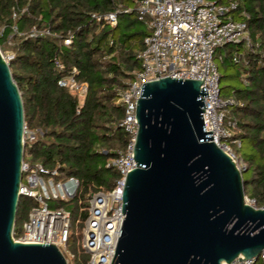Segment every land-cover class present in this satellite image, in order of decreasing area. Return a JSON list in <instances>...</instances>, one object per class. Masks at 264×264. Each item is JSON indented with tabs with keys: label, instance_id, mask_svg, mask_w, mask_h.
<instances>
[{
	"label": "trees",
	"instance_id": "16d2710c",
	"mask_svg": "<svg viewBox=\"0 0 264 264\" xmlns=\"http://www.w3.org/2000/svg\"><path fill=\"white\" fill-rule=\"evenodd\" d=\"M248 18L244 19L252 44L226 45L217 49L215 60L227 71H243V87L233 89L225 98H232L229 115L236 119L232 137L247 143L249 153L241 155L244 172V194L264 206V0H240ZM137 0H0V25L4 32L0 46H5L13 27L18 35L11 36L13 59L9 62L12 78L23 103L24 121L30 129L39 131L36 140L25 146V161L58 167L64 177L79 182L77 195L53 206L69 211L71 229L76 223L81 232L87 218L88 195L114 187L119 174L107 163L118 157L128 142V135L118 124L124 109L117 104L118 94L133 80L132 72L139 68L136 59L144 48L147 29L137 19ZM26 11L20 14L22 9ZM13 11L18 13L12 18ZM117 13L115 26L98 21L108 13ZM143 28L139 29L137 26ZM103 26V27H102ZM32 27L49 34L30 37ZM69 39L70 44L64 45ZM111 42V44H109ZM242 54V62H232V53ZM63 65L56 69L55 61ZM218 71L220 73V68ZM76 68L78 80L87 84L82 102L57 80ZM224 88H227L226 86ZM221 97L222 88L220 86ZM246 174V175H245ZM33 206L31 199L20 197L14 224L17 236ZM81 236V233H80ZM66 249L74 264H86L89 256L82 246ZM255 264H261L259 260Z\"/></svg>",
	"mask_w": 264,
	"mask_h": 264
},
{
	"label": "water",
	"instance_id": "95a60500",
	"mask_svg": "<svg viewBox=\"0 0 264 264\" xmlns=\"http://www.w3.org/2000/svg\"><path fill=\"white\" fill-rule=\"evenodd\" d=\"M202 81L141 86L132 157L111 264H229L258 260L264 209L244 201L236 163L205 132ZM23 103L0 52V264H66L50 244L19 243L13 230L24 157Z\"/></svg>",
	"mask_w": 264,
	"mask_h": 264
},
{
	"label": "built area",
	"instance_id": "2783aa9c",
	"mask_svg": "<svg viewBox=\"0 0 264 264\" xmlns=\"http://www.w3.org/2000/svg\"><path fill=\"white\" fill-rule=\"evenodd\" d=\"M25 11V8L22 9L20 14ZM135 11L138 21L143 23L148 34L143 38V50L136 55L139 68L132 72L133 80L127 83L126 89L119 92L116 101L124 109V117L118 127L129 139L118 157L107 163V166L115 167L119 174L114 187L88 195V215L81 230V246L89 256L86 264H111L115 254L125 218L122 214L125 179L136 168L132 157L138 130L135 120L136 101L140 99L143 84L168 77L202 81L200 89L207 91V97H203L207 111L202 113L204 130L211 132L210 142L229 155L240 171L245 169L240 157L232 150L233 145L240 148V142L232 139L237 121L229 115L228 110L235 101L221 97L220 73L215 63L217 49L226 45L252 48L244 21L248 15L243 10L241 1L137 0ZM118 12L108 13L97 20L115 26ZM17 15L13 11L12 18L15 19ZM3 32L4 26L0 25V38ZM45 34L49 32L37 30L35 27L29 31L30 37ZM13 35L20 36L16 27L12 29L11 36ZM11 36L7 38V43H10ZM63 43L69 45L70 40L65 39ZM2 56L8 63L14 57L13 53ZM242 57V54L233 52L232 62L240 64ZM55 67L63 71V65L58 60L55 61ZM78 74L76 68L71 69L57 80V86L66 89L82 102L87 92V84L78 80ZM38 134V130L30 129L24 121V157L27 156L25 146L33 143ZM24 157L19 194L31 199L33 206L20 233L14 236L13 230V240L24 244H50L57 249L62 248L66 264H74L72 255L66 249L71 229L70 213L53 205L73 199L77 195L79 182L74 177L62 176L58 167L49 169L40 163L25 161ZM244 201L252 208L264 209V206L257 207L254 199L245 197ZM258 260L264 264V249ZM229 264H255V261H238L236 258Z\"/></svg>",
	"mask_w": 264,
	"mask_h": 264
},
{
	"label": "rangeland",
	"instance_id": "374dc122",
	"mask_svg": "<svg viewBox=\"0 0 264 264\" xmlns=\"http://www.w3.org/2000/svg\"><path fill=\"white\" fill-rule=\"evenodd\" d=\"M137 27L139 29L143 28L141 25H138ZM13 44L14 43L11 40L10 43H6L5 46H0L1 52H2V54L4 56H6L7 54L8 55L12 54L11 49H12ZM215 63L220 68L219 69L220 70V74L223 75L224 72H223V69L221 68V63L217 59L215 60ZM227 75L229 76V78L225 79V80H222L220 82V86L222 88V98L228 96L233 89H238V88L243 87V83H242L243 82L242 78L244 77L243 71H240L237 68H230L227 71ZM225 86L227 88H224ZM232 150L234 151V153H236L240 157L245 152L249 153V148H248L247 143H243L241 149L238 148L237 146L233 145L232 146ZM248 199H250V198H248ZM70 233L73 234V237H71L70 240H69V248H72L73 250H75V249L78 250L79 246L82 243V238L80 236L81 232L79 231V228H78L76 223L73 225V228H72V230H70Z\"/></svg>",
	"mask_w": 264,
	"mask_h": 264
},
{
	"label": "bare ground",
	"instance_id": "6f19581e",
	"mask_svg": "<svg viewBox=\"0 0 264 264\" xmlns=\"http://www.w3.org/2000/svg\"><path fill=\"white\" fill-rule=\"evenodd\" d=\"M58 250L62 253V255L63 256H65L64 254H65V252L63 251V249L62 248H58ZM65 258H66V256H65Z\"/></svg>",
	"mask_w": 264,
	"mask_h": 264
}]
</instances>
